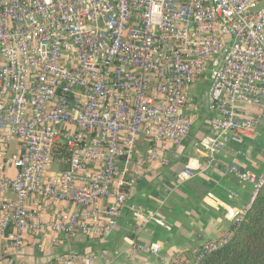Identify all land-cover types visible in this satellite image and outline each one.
<instances>
[{"label": "built area", "instance_id": "built-area-1", "mask_svg": "<svg viewBox=\"0 0 264 264\" xmlns=\"http://www.w3.org/2000/svg\"><path fill=\"white\" fill-rule=\"evenodd\" d=\"M197 84L206 86V129L181 182L264 127V0H0V245L18 249L25 232L42 228L70 238L112 234L135 180L153 164L167 167L169 148L189 138ZM227 171L252 186L232 229L192 260L165 264L200 263L244 222L264 171ZM38 200L81 213L43 223ZM132 249L160 258L157 244ZM57 261L75 264V256Z\"/></svg>", "mask_w": 264, "mask_h": 264}, {"label": "crops", "instance_id": "crops-1", "mask_svg": "<svg viewBox=\"0 0 264 264\" xmlns=\"http://www.w3.org/2000/svg\"><path fill=\"white\" fill-rule=\"evenodd\" d=\"M189 95L194 102L203 100L202 112L196 114L189 138L182 147L169 148L165 154L167 167L153 164L147 175L135 180L130 190L131 206L123 210L112 234L70 238L45 228L25 232L20 248H8L6 240L0 245V264H59L58 258L67 254L75 256V264H165L172 256L190 261L193 252L205 242L229 232L232 220L248 203L252 186L229 173L227 166L232 164L255 174L264 171V127L248 135L243 146L230 144L218 162H202L196 176L181 182L177 175L185 168L192 142L202 136L207 120V91L205 94L203 86L197 84ZM138 144L141 150L147 148L144 138H139ZM117 166L123 169L124 164L118 162ZM64 169L63 165L53 167L54 171ZM6 175L14 177L15 169L10 168ZM38 201L43 223L58 212L81 213V208L72 203ZM106 203L101 200L100 206ZM151 244L160 247V258L132 249L133 245Z\"/></svg>", "mask_w": 264, "mask_h": 264}, {"label": "trees", "instance_id": "trees-1", "mask_svg": "<svg viewBox=\"0 0 264 264\" xmlns=\"http://www.w3.org/2000/svg\"><path fill=\"white\" fill-rule=\"evenodd\" d=\"M198 264H264V186L229 242Z\"/></svg>", "mask_w": 264, "mask_h": 264}, {"label": "rangeland", "instance_id": "rangeland-1", "mask_svg": "<svg viewBox=\"0 0 264 264\" xmlns=\"http://www.w3.org/2000/svg\"><path fill=\"white\" fill-rule=\"evenodd\" d=\"M204 92H205V94H206V86H204ZM196 103H198V106H199V114L202 112V105H203V100L201 99V100H199V101H197ZM194 122V121H193Z\"/></svg>", "mask_w": 264, "mask_h": 264}]
</instances>
